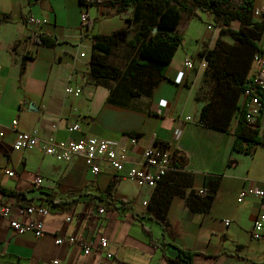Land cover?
<instances>
[{
    "label": "crops",
    "instance_id": "obj_1",
    "mask_svg": "<svg viewBox=\"0 0 264 264\" xmlns=\"http://www.w3.org/2000/svg\"><path fill=\"white\" fill-rule=\"evenodd\" d=\"M79 1L0 0V15L8 16L7 21H0V186L14 193L0 192V203L9 205L11 216L17 218V207L25 203L49 210L41 236L32 230L16 233L0 217V264H54V260L56 264H96L95 254L85 255L75 244L54 242L56 237L69 235L92 247L106 238L105 249L128 264H169L167 258L177 254L175 247L191 252L190 264H264V227L260 239L251 236L258 200L250 195L241 203L236 201L240 189L262 186L264 110L258 118L261 142L248 152L233 150L234 118L228 132L198 121L205 101H196L195 92L206 64L195 53L204 44L214 46L218 29L206 25L204 33L191 37L187 46L182 37L151 96H132L129 86L111 84V90L89 82L92 48L90 38L83 34L135 27L132 9L105 16L113 9ZM255 7L261 10L256 17L264 19V0H255ZM83 12L91 23L88 29L80 19ZM29 17L42 22L32 24ZM178 29L182 35L180 24ZM36 32L54 36L59 44L54 48L36 44L32 39ZM258 44L263 51L264 32ZM187 59L193 62L192 68L185 66ZM66 81L79 85L81 95L68 96ZM14 118L17 127H11ZM73 123L80 128L68 132L66 128ZM16 129L34 131L39 145L13 149ZM130 130L139 133L134 144L124 134ZM49 135L56 139L99 136L124 146L127 162L120 172L101 162L100 172L93 174L82 156L57 160L45 154L40 144ZM160 142L167 145L173 161L178 159L181 170L190 173L188 190L204 188L207 176L219 177L209 211L193 212L183 197L171 196L166 217L172 234L163 236L158 223L137 216L154 187L139 186L126 176L128 167L141 161L142 150ZM6 170L14 174L7 176ZM37 175L41 177L38 187L33 182ZM111 180L114 197L126 201V207L118 211L103 208L99 213L101 207L90 205L83 196L69 206L48 204V199L72 201L85 188L103 190Z\"/></svg>",
    "mask_w": 264,
    "mask_h": 264
},
{
    "label": "trees",
    "instance_id": "obj_2",
    "mask_svg": "<svg viewBox=\"0 0 264 264\" xmlns=\"http://www.w3.org/2000/svg\"><path fill=\"white\" fill-rule=\"evenodd\" d=\"M189 1L198 11L208 14L212 19L210 24L219 29L214 46L210 48L204 44L201 50L195 53L199 62L206 63L201 84L195 94L196 101H205L198 121L210 129L228 132L234 118L233 150L248 152L253 145L261 142L258 135V118L264 110V95L261 94L260 115L253 123H248L245 119L246 109L241 100L252 68L253 54L262 52L258 41L263 36L264 19L257 18L252 13L255 0H242L236 6H231L232 0H80L82 4L101 5L113 9L112 12H106L105 16L122 14L131 8L135 17L133 28L126 25L113 30L110 34L83 33L90 38L92 48L87 66L89 82L112 90L111 84L117 88L121 87L120 82L127 80L132 96L150 97L153 87L164 77L174 52L182 44L178 25L182 14L189 11L185 5ZM5 20H8L7 13L0 15V21ZM90 24V21H87L83 27L88 29ZM225 35H229L232 43L222 39ZM32 39L40 46L54 48L59 44L54 36L42 32L34 33ZM19 42L20 40L16 44ZM121 45L127 49L125 55L128 61L124 68H119L108 60L113 51ZM240 50L245 52L243 58L238 56ZM107 99L113 101L110 97ZM124 134L134 139L139 136L138 132L131 130ZM160 146L167 147L161 142ZM190 179V173L182 171L178 159H174L171 168L156 181L145 209L137 216L158 223L163 236L172 234V226L166 217L172 195L183 197L193 212L209 211L219 177H206L204 185L208 190L206 194H200L193 188L188 190L191 185ZM0 192L5 195L14 194L2 186ZM114 193L115 183L111 180L103 190L95 188L88 191L85 188L79 190L77 198L72 201L53 202L48 199V204L54 206L65 203L69 206L83 196L90 205H97L106 211L125 208L126 201L115 198ZM175 249L177 254L173 258H167L168 263L190 264L191 252L177 247Z\"/></svg>",
    "mask_w": 264,
    "mask_h": 264
},
{
    "label": "built area",
    "instance_id": "obj_3",
    "mask_svg": "<svg viewBox=\"0 0 264 264\" xmlns=\"http://www.w3.org/2000/svg\"><path fill=\"white\" fill-rule=\"evenodd\" d=\"M252 13L255 17L259 16L261 10L254 6ZM87 17L88 15L86 12H83L80 17L82 24L87 22ZM28 22L39 25L42 21L29 17ZM207 28H211V26L207 25ZM80 55L83 56V53H80ZM201 62L205 63V61ZM184 64L189 68L193 66V62L190 59L185 60ZM64 92L68 94V96L77 97L81 95L82 89L79 85H70L69 82L66 81ZM261 94L264 95V50L253 54L252 68L249 71L247 83L242 92V103L246 109L245 119L248 123H253L255 118L260 115ZM17 125V119H12L11 127H17ZM79 128L80 125L78 123H73L66 129L68 132H74ZM2 137L3 131L0 129V140ZM130 139L133 144L136 142L134 138ZM39 143V138L35 135L34 131L25 132L16 129L12 148L15 150L30 149L34 146H38ZM40 146L45 154L57 160H68L76 156H82L85 165L93 174L100 172L101 162H105V164L115 172H120L123 169L124 163L127 162V149L124 146H118L117 143L94 135L81 137L79 139H56L54 136L49 135L43 140ZM140 157V162L128 167L126 176L139 186L153 188L156 181L164 176L171 168V163L173 161L172 153L168 149L154 144L145 147ZM5 173L7 176L14 174L12 170H6ZM33 182L34 186H40L41 177L38 175L35 176ZM261 183V187L248 186L240 189L238 197H236V201L240 203L243 202L245 197L250 195L255 196L258 200V212L255 213L251 229V236L255 239H260L262 237V229L264 227V178ZM198 192L200 194H206L208 190L206 188H201ZM48 212L47 206L25 203L17 207V218L11 216L9 205L0 203V217L7 219L9 228L16 233L32 230L36 236L43 235L44 217ZM98 212L102 213L103 208H99ZM22 217H27L28 220L24 222L20 219ZM67 220L70 219L67 218ZM225 224H228V220L225 221ZM106 241V238H101L98 242V246L92 247L84 244L74 235L66 237L61 236L54 239L56 244L64 242L79 246L85 255L95 254L96 264H128L125 261L115 259L113 253L105 249ZM53 263L56 264L57 261L54 260Z\"/></svg>",
    "mask_w": 264,
    "mask_h": 264
},
{
    "label": "rangeland",
    "instance_id": "obj_4",
    "mask_svg": "<svg viewBox=\"0 0 264 264\" xmlns=\"http://www.w3.org/2000/svg\"><path fill=\"white\" fill-rule=\"evenodd\" d=\"M241 1L242 0H232L230 2V4H232L231 6H236ZM192 4L193 3L190 1L185 4L189 8V11H185L181 16V19L179 20V24L182 28V36L181 37L184 38V45L185 46L190 44L189 39L191 37L201 36L204 33V31L206 30V25H209V26H211V28H214V26L212 27V25L210 24V23H212V19L208 16V14L201 12V11H198V9L195 8ZM190 16H192L191 19L189 18ZM218 36H219V29H218ZM222 39H224L225 41H228L229 43H232V40L229 38V35L223 36ZM125 50H127V49L123 45L119 46V48H116L113 51V53L109 56V58H108L109 62L117 65V67H119V68H124L125 66H127L128 60H127L126 55H125ZM244 53L245 52L243 50H240L238 53V56L240 58H243ZM240 58H239V60H241ZM200 84H201V82H200ZM120 86L121 87L130 86V83H129V81L125 80L123 82H120ZM196 92H197V90H196ZM196 92H195V94H196Z\"/></svg>",
    "mask_w": 264,
    "mask_h": 264
}]
</instances>
